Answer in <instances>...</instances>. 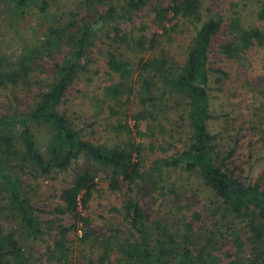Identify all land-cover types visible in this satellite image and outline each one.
Returning a JSON list of instances; mask_svg holds the SVG:
<instances>
[{
    "label": "rangeland",
    "instance_id": "374dc122",
    "mask_svg": "<svg viewBox=\"0 0 264 264\" xmlns=\"http://www.w3.org/2000/svg\"><path fill=\"white\" fill-rule=\"evenodd\" d=\"M42 1L48 3L44 12L31 4L16 11L12 3L0 0V69L19 73L16 82H0V117H23L30 112L40 95L57 81L58 67L75 49V33L86 21H96L110 5L122 8L127 0ZM172 4L173 0H147L139 9L96 31L58 108L80 135L93 143L127 149L141 145L142 177L122 182L121 188L114 190L111 168L84 158L66 171L50 174L26 162L14 166L6 161L21 179L38 232L30 233L16 223L5 203L0 204V228L16 231L31 264H98L99 260L115 264L121 256L120 245L128 242L133 232L127 209L130 202L141 207L154 230L163 223L172 231L189 232L190 239L202 235L203 243L212 235L218 264H233L239 256L228 232L231 227L217 224L220 217L212 215L216 198L201 177L180 168L157 170V159L188 147L192 128L187 99L172 91L161 73L146 69L145 62L165 59L172 75L183 67L202 25L209 20L220 22L209 48V128L223 151L239 141L235 159L238 167L245 169L242 175L250 174L264 184V19L259 17L264 0H199L197 15L174 16L169 10L160 23L156 10ZM245 30L261 31L262 42L229 53L226 45L239 40ZM143 36L145 47L155 37L151 50L140 47ZM112 55L128 61L131 72L114 69ZM145 97L153 98L147 108L142 103ZM138 113L144 118L136 123ZM35 132L46 150L49 133L41 127ZM86 169L96 175L97 185L87 207L81 209L86 220L76 222L65 210L61 194ZM197 209L202 211L199 216L195 215ZM190 222L194 231L186 228ZM62 244L68 247L67 257Z\"/></svg>",
    "mask_w": 264,
    "mask_h": 264
},
{
    "label": "trees",
    "instance_id": "16d2710c",
    "mask_svg": "<svg viewBox=\"0 0 264 264\" xmlns=\"http://www.w3.org/2000/svg\"><path fill=\"white\" fill-rule=\"evenodd\" d=\"M3 1L12 3V8L16 11H24L25 7L31 4L35 5L39 12H44L48 5L47 1L42 0ZM146 3L147 0H127L122 8L110 5L104 13L98 15L96 21H86L84 27L75 33V49L58 67L57 81L40 95L33 109L23 117H0V204L5 203L13 213L14 221L30 233L38 232L36 218L21 179L12 166H6V161L14 166L26 162L43 174H50L66 171L76 161L84 158L88 162L111 168L110 186L114 190L120 189L122 182H131L144 175L141 169V145H132L131 149H127L93 143L83 138L74 128L72 120L58 108L65 101L69 86L78 72L80 60L86 54L93 38L97 36L96 31ZM198 7L199 0H173L172 6L156 10L157 20L161 23L169 10L174 16L197 15ZM121 10L125 11L122 13ZM259 17L264 19V8ZM219 29L220 22L217 20H209L202 25L190 46L183 67L173 72V76L169 74V65L165 59H148L145 62L146 69L154 68L156 73H161L164 83L187 99L188 120L192 128L191 139L185 150L159 158L155 163L158 171L162 168H180L199 175L216 198L217 206L212 209V215L220 217L217 224L224 222L226 227H231L228 232L231 233L239 251V256L233 264H264L263 181L253 180L250 174L242 175L245 169L238 167L235 159L239 141L236 146L229 147L227 152L223 151L214 142L215 137L209 128L212 118L208 93L209 48ZM144 39L146 38L143 36L140 47L151 50L155 37L149 39L148 47L143 44ZM257 40H263L261 31L245 30L239 40L226 45V49L229 53L237 54ZM110 61L113 68L121 73L131 72L128 61L118 60L115 55H112ZM17 76V71L0 69V82L6 79L16 82ZM152 100L150 97L142 98L145 108ZM143 118L144 115L140 113L135 115L136 123ZM39 127L47 130L50 135L44 151L35 132ZM96 178L92 170L86 169L62 191L61 198L66 205L65 210L76 222L86 220L81 209L87 207L92 191L97 185ZM127 209L133 232L129 241L120 245L121 256L115 264L219 263L220 258L215 254L217 247L214 245L217 243L213 241L212 235H207L206 242L203 243L200 241L202 235H199L198 241L190 239L189 232L172 231L171 227L163 223L157 225L154 230V223H148L137 203L130 202ZM201 212L197 209L195 215L199 216ZM186 228L188 231H194L193 223H187ZM65 231L67 230H63V233ZM178 237L181 240L177 241ZM62 248L66 250V255L63 256L67 257L68 247L62 244ZM0 264H31L29 255L16 237L15 230L0 228ZM98 264H105L104 260H99Z\"/></svg>",
    "mask_w": 264,
    "mask_h": 264
}]
</instances>
